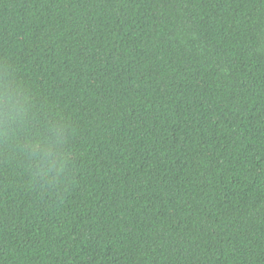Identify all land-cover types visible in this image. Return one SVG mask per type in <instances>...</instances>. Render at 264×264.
<instances>
[{"label":"trees","instance_id":"16d2710c","mask_svg":"<svg viewBox=\"0 0 264 264\" xmlns=\"http://www.w3.org/2000/svg\"><path fill=\"white\" fill-rule=\"evenodd\" d=\"M0 62L75 130L0 147V264H264V0H0Z\"/></svg>","mask_w":264,"mask_h":264},{"label":"clouds","instance_id":"9594fccd","mask_svg":"<svg viewBox=\"0 0 264 264\" xmlns=\"http://www.w3.org/2000/svg\"><path fill=\"white\" fill-rule=\"evenodd\" d=\"M33 96L0 62V147L41 187L59 188L67 183V145L75 130L60 110L37 106Z\"/></svg>","mask_w":264,"mask_h":264}]
</instances>
